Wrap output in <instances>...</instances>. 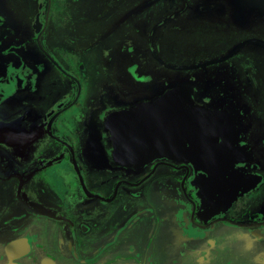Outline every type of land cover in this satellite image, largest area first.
<instances>
[{
  "label": "flooded vegetation",
  "instance_id": "flooded-vegetation-1",
  "mask_svg": "<svg viewBox=\"0 0 264 264\" xmlns=\"http://www.w3.org/2000/svg\"><path fill=\"white\" fill-rule=\"evenodd\" d=\"M2 1L0 264H264V60L249 57L243 73L236 55L250 43L264 47L255 41L264 40L244 39L206 57L231 37L207 33L231 19L222 2L208 0L199 5L204 19H195L200 60L187 70L191 82L167 79L159 86L147 65L132 60L137 76L132 64L128 70L138 84L117 85L116 73L105 69L117 50L134 52L132 39L121 48L93 40L101 48L86 49L76 25L78 38L55 39L54 0H31L32 24L15 13L22 10L14 11V0H6L11 12ZM167 4L160 1L158 10L174 11ZM182 8L152 26L151 53L156 30L192 19ZM170 37L162 43L173 45ZM178 85L195 96L197 90L205 107L223 108L232 124L237 116L244 155L236 166L257 180L224 210L204 204L193 163L159 157L137 167L114 151L107 116Z\"/></svg>",
  "mask_w": 264,
  "mask_h": 264
},
{
  "label": "rangeland",
  "instance_id": "rangeland-1",
  "mask_svg": "<svg viewBox=\"0 0 264 264\" xmlns=\"http://www.w3.org/2000/svg\"><path fill=\"white\" fill-rule=\"evenodd\" d=\"M29 1L31 0H14L10 4L14 8V11L21 9V13L17 11L15 13L20 15L21 18H24L29 24H32L33 13L29 12L33 9L32 4L34 0ZM160 1L162 0H54L53 6L56 11L54 23L57 26L56 28L58 26L63 27L64 24L67 27L65 28V33L59 30L60 27L56 29L55 39L78 38L72 36L74 34H72L73 28L71 27L75 25L79 26L78 31L81 33L79 38L86 40V49H94L95 47L99 48L101 46L93 43V40L97 42L107 40L108 42L114 43L116 48H121L125 43V38L132 39L134 50L131 53L132 58L128 52L125 51L126 54H123L117 50V55L112 61L113 65L110 69H105L106 72L116 73L117 85H119L120 80L124 83L123 85L130 83V81H132L134 86L138 84L132 77V73L135 77L137 76L136 72L131 69L133 67L132 60H137L143 68L147 65L149 70H152V73L157 77L159 86L167 79L183 80L184 83L186 81L191 82L185 79L189 75L187 70L189 66L191 67L192 64L200 60L197 56V42L200 39L197 36L200 34L196 31L200 26L199 24L195 25V21L197 19H204L205 15L201 13L203 11L199 9V5L208 2V0H186L185 5L180 0H167L168 6L173 4L172 8L174 11L183 7V14L192 12V19L179 23L181 28H170V30H166L165 26L160 28L159 32L156 30L155 47L152 49L153 53H151L147 44L149 31L161 17L174 12H167L164 9L159 11L158 5ZM218 1L222 2L220 9H223L224 15H228L231 19L228 21V26L222 30L207 29V33L218 32V35H231V37L222 46L214 44L215 46L208 48L209 54L206 57L221 55L223 50L232 49L235 43L243 41L244 39L258 38L264 40V0ZM2 2L3 8H7L11 12L10 4L6 0ZM29 3L30 6L28 5ZM206 9L204 8L202 10ZM125 13H127V16H125ZM234 13H238V18L234 19L232 17ZM68 28L70 29L69 34H67ZM163 36H166V38L167 36H171L169 39L172 38L170 41L173 45L162 43ZM216 49H220L221 51L216 53ZM95 55L96 51H92V56L95 57ZM236 55H238V59L241 57L242 63L244 62L241 64L240 70L245 73L244 69H246L247 62H250L249 57H253L256 61L264 60V47L250 43L242 51L237 52ZM129 66L132 73H129ZM98 67L101 66H98V63H96L94 66L95 70ZM260 69L264 70L263 67H260ZM111 79L114 78L111 76ZM195 91L197 92L196 96L199 97L200 93L197 90ZM157 92H162V88ZM127 98L131 101L136 100L134 96ZM219 102H223V100H218L217 103ZM260 109H263V107H260ZM108 117L105 119V124L108 122Z\"/></svg>",
  "mask_w": 264,
  "mask_h": 264
},
{
  "label": "water",
  "instance_id": "water-1",
  "mask_svg": "<svg viewBox=\"0 0 264 264\" xmlns=\"http://www.w3.org/2000/svg\"><path fill=\"white\" fill-rule=\"evenodd\" d=\"M181 87L169 88L129 111L111 113L114 151L127 160L122 163L137 167L159 157L193 163L204 204L213 211L224 210L257 180L236 166L244 155L237 116L232 124L220 111L223 108L205 107Z\"/></svg>",
  "mask_w": 264,
  "mask_h": 264
},
{
  "label": "bare ground",
  "instance_id": "bare-ground-1",
  "mask_svg": "<svg viewBox=\"0 0 264 264\" xmlns=\"http://www.w3.org/2000/svg\"><path fill=\"white\" fill-rule=\"evenodd\" d=\"M180 89L189 94V91L187 90V88L181 87Z\"/></svg>",
  "mask_w": 264,
  "mask_h": 264
},
{
  "label": "crops",
  "instance_id": "crops-1",
  "mask_svg": "<svg viewBox=\"0 0 264 264\" xmlns=\"http://www.w3.org/2000/svg\"><path fill=\"white\" fill-rule=\"evenodd\" d=\"M130 249L132 248V246L129 247Z\"/></svg>",
  "mask_w": 264,
  "mask_h": 264
}]
</instances>
